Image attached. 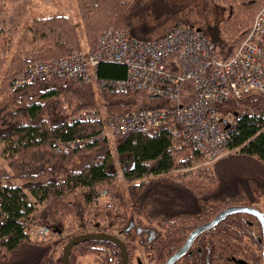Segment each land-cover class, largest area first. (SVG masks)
<instances>
[{
  "label": "trees",
  "instance_id": "16d2710c",
  "mask_svg": "<svg viewBox=\"0 0 264 264\" xmlns=\"http://www.w3.org/2000/svg\"><path fill=\"white\" fill-rule=\"evenodd\" d=\"M143 2L76 0L81 33L71 14L37 15L29 21L34 0H0V264H61L62 256L56 257L52 238L42 242L33 238L37 225L52 222L55 233L108 221L124 230L134 223L151 225L153 260L162 264L199 224L210 222L226 208L255 206L264 199V93L219 103L221 114L235 116L236 128L226 147L228 154L206 166L200 151L172 136L167 128L123 132L84 146L60 148L63 142L89 141L102 132L100 124L72 122L77 113L99 109L120 115L147 108L140 102L153 98L144 91L112 92L93 82L61 76L16 85L29 64L94 51L107 30H121L135 40H144L133 23L145 11ZM222 2L225 17L219 28L200 30L213 43L218 57L226 60L248 37L264 0ZM160 3L155 2L156 16L174 17L168 10L173 7L165 4L159 8ZM179 25L189 27L186 21H179L168 31ZM175 71L180 73L178 63ZM98 75L122 80L127 67L104 63ZM186 86L189 93L183 91L187 94L183 101L193 97L190 83ZM114 153L127 184L132 217L125 209L123 185L117 181ZM245 215L235 213L222 222H231L232 230L242 232L236 221L247 220ZM222 225L216 227L222 228L217 234L226 233ZM98 232L104 231L89 234ZM82 235L70 237L69 242ZM100 245L116 247L117 254L109 252L111 262L121 264V250L107 240L82 242L72 255L103 252ZM125 247L133 256L136 247L132 240ZM70 264L76 263L71 260Z\"/></svg>",
  "mask_w": 264,
  "mask_h": 264
},
{
  "label": "built area",
  "instance_id": "2783aa9c",
  "mask_svg": "<svg viewBox=\"0 0 264 264\" xmlns=\"http://www.w3.org/2000/svg\"><path fill=\"white\" fill-rule=\"evenodd\" d=\"M253 23L248 37L226 60L218 57L217 49L203 32L192 27L179 26L150 41H138L121 30L110 29L101 34L92 52L80 51L29 64L17 77L16 85L61 76L94 82L112 92L144 91L162 100L160 107L120 115L102 116L96 110L79 113L75 120L99 123L103 130L89 141L63 144L65 150L123 132L167 128L172 136L200 151L207 162H214L228 154L226 147L236 128L235 116L230 112L221 114L219 103L264 93V6ZM104 63L126 66V78L99 77V66ZM177 63L179 74L175 71ZM187 83L193 97L183 101ZM37 231V237L43 239L50 229L44 226Z\"/></svg>",
  "mask_w": 264,
  "mask_h": 264
},
{
  "label": "rangeland",
  "instance_id": "374dc122",
  "mask_svg": "<svg viewBox=\"0 0 264 264\" xmlns=\"http://www.w3.org/2000/svg\"><path fill=\"white\" fill-rule=\"evenodd\" d=\"M156 1L159 2V0H144L143 4H145L146 6L145 11H143L139 17L133 18V23L135 25V29L138 36H141L144 39H155L167 33L168 30L170 29L168 27L173 23L174 24L178 23L179 21L181 22L186 21L189 27L192 26L198 29H202L203 27H205L207 30L208 29L217 30L220 24L224 21L225 13H223V7L221 6L223 2L221 3V0H160L163 3L159 4V8L160 5L164 7L165 4L172 6L173 8L168 10H170L169 13H171L172 16H174L168 18L163 17L160 19L156 16L158 12L156 11L157 8L155 7ZM165 11L167 12L166 9ZM55 14H71L74 17L78 30L82 33L81 19L77 9L76 0H34L33 12L31 17L29 18V21L31 20V18L37 15H55ZM161 21H163L162 25H161ZM95 92L97 93L98 96L100 95V90L96 89ZM140 104L141 107L142 106L147 108L149 106L157 107L160 104H162V100L147 99L141 101ZM113 155H115V161H116L115 168L118 171L117 181L119 183H122L123 185L122 195L125 204V209L127 210L128 214L132 217L133 211L130 203V198L128 195L127 184L124 183L123 175L120 169L121 165L116 158V154L114 153ZM93 156L94 153L90 156H87V158H83V159L81 158L79 161H77L74 164L73 168H75L77 165L83 164ZM208 165L212 166L213 162L210 161L206 162V166ZM258 205L264 210V199L261 200L258 203ZM51 224L52 222H45L40 225H37L35 230L33 231L34 233L33 238H36V240L41 242L52 238L55 244L56 257L62 256L65 246L68 244L70 237L73 236H77L81 234H89L95 231H104L112 236L114 235L119 238H122V236L119 234L120 232L119 227L113 221H108L104 225H97L92 228L82 227L71 232L65 231V232H55V233L52 231ZM44 226L50 228L51 231L48 233L47 236H45V238L39 239L37 237L38 233H36V231ZM142 239L143 237L142 234L140 233L133 236V241L136 247L134 264H153L150 261L149 253L146 250L145 244L143 243ZM88 260L90 259L84 258L82 262L84 264H87L86 262Z\"/></svg>",
  "mask_w": 264,
  "mask_h": 264
},
{
  "label": "flooded vegetation",
  "instance_id": "af4514ba",
  "mask_svg": "<svg viewBox=\"0 0 264 264\" xmlns=\"http://www.w3.org/2000/svg\"><path fill=\"white\" fill-rule=\"evenodd\" d=\"M247 207H251L254 209L256 208L264 213V210L258 204H256L255 206ZM236 214H246L245 216L247 220L236 221L241 224L242 232H236L235 230H232V228L230 227L231 222L218 223L215 226H212L210 229H207L200 233V235L193 240L188 251L184 253L173 264H264V219H259L258 217H255L254 215L248 213ZM221 224H223L222 226L226 227V229H223L226 233L217 234V232H222V228H218L219 230L216 229V227ZM201 225L205 224H199V226ZM199 226L197 228H199ZM119 230V234L122 236V238L114 235L113 236L120 239L124 243V245L125 243H129V239L134 243L133 236L139 233L142 234V240L145 244L146 250L149 253L150 261L153 264H156L152 256L153 228L151 225L140 227L134 223L130 226V228L126 229L127 231L120 227ZM96 234H107V232H98ZM128 234L130 235L129 239ZM185 242L186 240L183 242L181 248L186 244ZM99 247L107 252L99 251L97 253L86 256L79 254H74L73 256L71 252L68 264H70L71 260H74L76 264H84L82 262L84 258L90 259L86 262L87 264H115L113 261L111 262L112 255L109 254V252L112 251L113 253L117 254V248L115 247L108 249L104 246L103 248L102 245H100ZM118 248L120 249L119 246ZM179 250H177V252ZM134 257L135 252L133 256H130L128 254V264H134ZM169 259L162 264H167ZM122 261L123 253L121 250V264Z\"/></svg>",
  "mask_w": 264,
  "mask_h": 264
},
{
  "label": "water",
  "instance_id": "95a60500",
  "mask_svg": "<svg viewBox=\"0 0 264 264\" xmlns=\"http://www.w3.org/2000/svg\"><path fill=\"white\" fill-rule=\"evenodd\" d=\"M235 213H248L251 215H254L255 217H258L259 219H264V213L259 211L258 209H254L247 206H233L226 208L225 210H222L220 213H218L217 216H215L210 222L205 223V225L199 226V228L193 230V232L188 236V239L186 240V244L178 251L176 252L167 262V264H173L176 260H178L184 253H186L191 246L193 240L200 235L203 231L210 229L212 226H215L216 224L222 222L226 217L229 215H233ZM89 240H107L115 243L120 247L123 253V261L122 264H128V253L125 248L124 243L119 240L118 238L108 235V234H85L79 237H76L75 239L68 242V244L65 246L62 261L61 264H68L69 258L71 255V252L75 246L78 244L89 241Z\"/></svg>",
  "mask_w": 264,
  "mask_h": 264
},
{
  "label": "bare ground",
  "instance_id": "6f19581e",
  "mask_svg": "<svg viewBox=\"0 0 264 264\" xmlns=\"http://www.w3.org/2000/svg\"><path fill=\"white\" fill-rule=\"evenodd\" d=\"M186 88H187V86H186ZM186 88H185V89H186ZM185 89H184V90H185ZM186 90H187V89H186ZM187 91H188V90H187ZM184 92H185V91H184ZM187 93H189V91H188ZM183 95H184V94H183ZM184 96H187V94L184 95ZM189 97H190V96H189ZM189 97H188V98H189ZM183 99H184V98H183ZM222 104H223V103H222ZM71 120H72V119H71ZM235 127H236V126H235ZM234 130H235V129H234ZM92 137H94V136H92ZM80 140H84V139H80ZM75 141H77V140H75ZM70 142H74V141H70ZM70 142H65V143H70ZM65 143L63 142V143L59 144L60 148L63 149V150H65L64 147H63V144H65ZM76 146H78V145H76ZM72 147H74V146H71L70 148H72ZM68 149H69V148H68ZM68 149H67V150H68Z\"/></svg>",
  "mask_w": 264,
  "mask_h": 264
}]
</instances>
